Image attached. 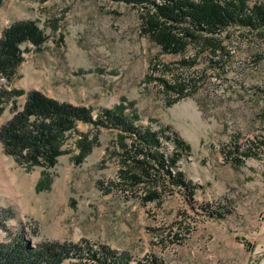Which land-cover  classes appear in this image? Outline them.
I'll list each match as a JSON object with an SVG mask.
<instances>
[{"label": "rangeland", "instance_id": "obj_1", "mask_svg": "<svg viewBox=\"0 0 264 264\" xmlns=\"http://www.w3.org/2000/svg\"><path fill=\"white\" fill-rule=\"evenodd\" d=\"M140 14L114 0H4L0 40L10 25L27 20L47 39L40 47L24 43L15 77L0 83L90 107L95 117L119 104L135 109L136 124L175 132L191 145L172 175L182 171L198 186L195 194L165 172L136 185L123 180L118 130L80 121L41 190L44 167L20 164L0 140V217L4 212L6 226L33 245L88 239L126 254L129 264L152 256L169 264H264V144L240 164L231 160L234 146L243 150L250 140L264 139V27L233 26L223 34L224 55L182 64L196 48L163 52L142 33ZM176 80L187 83L183 95L166 86ZM16 100L22 109L26 94ZM15 113L12 102L6 104L0 128ZM85 134L96 143L76 164L77 141ZM162 143L173 151L169 140ZM153 190L160 196L150 198ZM10 241L0 227V243ZM62 264L100 262L85 255Z\"/></svg>", "mask_w": 264, "mask_h": 264}, {"label": "trees", "instance_id": "obj_2", "mask_svg": "<svg viewBox=\"0 0 264 264\" xmlns=\"http://www.w3.org/2000/svg\"><path fill=\"white\" fill-rule=\"evenodd\" d=\"M4 0H0V7ZM138 7L141 11L140 29L161 50L169 54H183L190 46L196 48L192 57H184L182 64L205 54L212 60L215 55L225 54L224 36L231 27L243 26L252 29L264 27V1L257 0H114ZM47 36L34 20L20 21L10 25L0 40V79L12 81L18 66L24 60L22 45L32 43L40 47ZM168 89L183 95L187 83L176 80ZM26 94L22 109L16 98ZM12 102L16 113L0 128V140L5 152L27 167H44L42 179L37 188L44 189L50 180L49 168L54 167L58 157L66 152L63 148L68 132L76 131L80 121L118 130L116 159L123 165L120 176L132 185L143 181L158 180L162 173L168 174L172 182L185 188L193 196L197 185L188 181L178 169L179 161L192 150L190 144L177 133L167 134L164 130L144 127L135 122L138 112H127L124 104L101 111L97 117L92 109L51 98L39 90L9 88L0 83V115L6 104ZM162 138L174 144L173 151L163 149ZM79 152L74 155L76 164H81L92 151L96 141L87 134L78 141ZM264 144L262 140H250L247 148L234 146L231 160L243 162V156L257 155L256 149ZM153 190L150 198L159 197ZM226 211H219L220 217ZM4 213V212H3ZM1 213V217H5ZM0 217V227L11 235V241L0 243V264H62L67 258H83L87 255L100 264H129L127 255L110 246L95 247L88 239L79 242L39 241L33 245L22 231L12 232ZM4 219V218H3ZM24 229V228H23ZM24 231V230H23ZM139 264H169L155 256L147 257Z\"/></svg>", "mask_w": 264, "mask_h": 264}, {"label": "built area", "instance_id": "obj_3", "mask_svg": "<svg viewBox=\"0 0 264 264\" xmlns=\"http://www.w3.org/2000/svg\"><path fill=\"white\" fill-rule=\"evenodd\" d=\"M260 223H261V230L264 232V208L261 214Z\"/></svg>", "mask_w": 264, "mask_h": 264}, {"label": "crops", "instance_id": "obj_4", "mask_svg": "<svg viewBox=\"0 0 264 264\" xmlns=\"http://www.w3.org/2000/svg\"><path fill=\"white\" fill-rule=\"evenodd\" d=\"M259 160V159H258Z\"/></svg>", "mask_w": 264, "mask_h": 264}]
</instances>
